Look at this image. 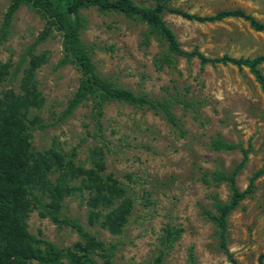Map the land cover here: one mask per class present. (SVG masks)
<instances>
[{"label": "rangeland", "instance_id": "obj_1", "mask_svg": "<svg viewBox=\"0 0 264 264\" xmlns=\"http://www.w3.org/2000/svg\"><path fill=\"white\" fill-rule=\"evenodd\" d=\"M130 1L151 8L160 0ZM162 1L198 16L238 9L264 21V0ZM8 3L0 0V28ZM80 15L85 25L80 39L95 73L113 86L146 96L156 108L117 102L103 107L104 173L126 188L133 203L121 233L89 227L84 201L76 195L64 200V214L105 245H112L114 264H149L158 254L161 264H230L218 246L209 215L215 202L228 201V184L221 177L231 172L241 155L220 145L249 146L247 161L235 176L241 191L264 162V92L245 67L200 66L196 59L167 55L163 42L138 18L96 7L82 9ZM161 19L183 51L197 50L210 58L264 55V32L253 31L239 18L196 23L163 13ZM42 28L39 16L20 5L9 20L5 38L0 34V63L14 66L28 50L46 56L35 72L44 103L32 113L48 126L33 132L31 143L38 150L51 143L63 151L75 149L78 161L85 164L87 149L102 142L91 140L89 103L60 118L76 89L77 73L61 63L58 34L53 32L35 44ZM258 69L264 78V63ZM17 79L2 87L15 89ZM226 222V246L236 264H256L264 253V174ZM166 227L177 235L169 247L162 243ZM27 230L32 235L40 232L60 250L83 244L69 227L55 226L35 211L29 214ZM93 259L101 264L96 255ZM62 263L67 264L65 259Z\"/></svg>", "mask_w": 264, "mask_h": 264}, {"label": "trees", "instance_id": "obj_2", "mask_svg": "<svg viewBox=\"0 0 264 264\" xmlns=\"http://www.w3.org/2000/svg\"><path fill=\"white\" fill-rule=\"evenodd\" d=\"M20 5L31 9L43 22L35 44L53 32L59 35L61 63L71 65L77 73L76 89L60 118L70 116L82 104L89 103L91 140H103L101 119L104 104L117 102L152 109L156 107L146 96L113 86L95 73L88 48L80 39L85 28L80 10L88 7L140 19L163 42L169 56L196 59L200 66L229 64L236 68L245 67L264 92V78L258 69L264 63V55L251 59L210 58L197 50L183 51L172 30L161 19L163 13L196 23L239 18L253 31L264 32V21L258 22L241 10H222L198 16L168 7L162 0L151 8L134 5L130 0H9L0 28L2 39L12 14ZM45 62L44 54L28 50L14 66L9 62L0 63V264H63V259L67 264H95L93 255L101 260V264H114L111 260L113 246L105 245L64 214V200L76 195L84 201L85 220L89 227L118 235L126 225L133 203L127 196L126 188L110 174L104 173L105 144L102 142L99 146L88 148L83 164L78 161L75 149L63 151L56 143H51L47 148L38 150L31 143L32 133L48 126L32 113L43 107L44 99L37 89L35 72ZM16 76L15 89L2 87ZM220 147L238 150L241 158L228 175L221 177L228 184L230 196L226 203L213 204L214 213L209 215V219L217 230L220 250L230 264H236L226 246V218L244 197L252 193L255 181L264 174V162L250 175L246 187L240 191L235 186V176L247 161L249 146L221 144ZM34 211L39 218H45L55 226L69 227L83 244L73 250H60L43 239L40 232L30 234L27 219ZM176 236L172 229L166 227L162 243L169 247ZM149 264H161V254ZM256 264H264V253L258 255Z\"/></svg>", "mask_w": 264, "mask_h": 264}]
</instances>
